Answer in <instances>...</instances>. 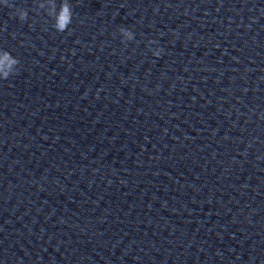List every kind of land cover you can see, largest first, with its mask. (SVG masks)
Here are the masks:
<instances>
[{"label": "clouds", "instance_id": "obj_1", "mask_svg": "<svg viewBox=\"0 0 264 264\" xmlns=\"http://www.w3.org/2000/svg\"><path fill=\"white\" fill-rule=\"evenodd\" d=\"M4 4L11 7L8 4V0H3ZM43 7V5H39ZM51 18L54 21L52 27L57 32L70 31L69 26L73 20V6L70 0H60L59 6H57L56 0H50ZM15 15L18 16L20 21H25L28 18V12L23 8H16ZM120 33L123 41H131L134 39V33L124 27L120 28ZM156 41H149V44H154ZM153 55L159 57L163 52L162 48L153 49ZM19 60L15 58L9 51L0 49V79H8L10 76L15 75L18 70Z\"/></svg>", "mask_w": 264, "mask_h": 264}]
</instances>
